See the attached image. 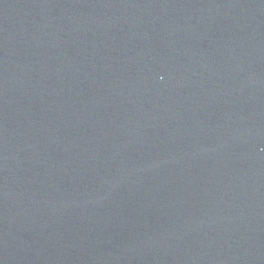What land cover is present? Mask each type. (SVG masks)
I'll list each match as a JSON object with an SVG mask.
<instances>
[{"label": "water", "instance_id": "obj_1", "mask_svg": "<svg viewBox=\"0 0 264 264\" xmlns=\"http://www.w3.org/2000/svg\"><path fill=\"white\" fill-rule=\"evenodd\" d=\"M0 264H264V0H0Z\"/></svg>", "mask_w": 264, "mask_h": 264}]
</instances>
